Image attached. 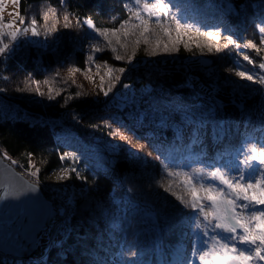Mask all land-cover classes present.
Listing matches in <instances>:
<instances>
[{
    "label": "trees",
    "instance_id": "16d2710c",
    "mask_svg": "<svg viewBox=\"0 0 264 264\" xmlns=\"http://www.w3.org/2000/svg\"><path fill=\"white\" fill-rule=\"evenodd\" d=\"M18 1L44 45L0 56V156L70 200L43 259L0 264H217L253 250L264 264L259 240L203 219L221 190L255 198L242 210L264 220V192L235 182L242 157L240 180L264 175L252 157L264 147V0ZM185 58L207 65L149 64Z\"/></svg>",
    "mask_w": 264,
    "mask_h": 264
},
{
    "label": "rangeland",
    "instance_id": "374dc122",
    "mask_svg": "<svg viewBox=\"0 0 264 264\" xmlns=\"http://www.w3.org/2000/svg\"><path fill=\"white\" fill-rule=\"evenodd\" d=\"M18 8H19V1L18 0H0V56L6 55L10 50H12L14 48V45L18 44L20 41H23V40H25L26 42L33 43L35 45H39V46L44 45L43 40H41V38L37 34L35 28L28 27V26L25 27L21 24V22L19 21V14H18L19 9ZM149 64L154 65V66H160L164 69H181L183 71H186L187 69L201 68L204 65H207V61L205 59H201V58L200 59L199 58H190V59L185 58V60L179 61V62L171 61V60L170 61L164 60V62L158 61V62H152V64L151 63H149ZM215 93H216V91H211L210 95H213ZM117 94H118V92H117ZM73 115L74 114L67 113L66 117L71 118ZM257 149L258 150H256V157H254V156H252V157H253L254 162H255V160H257V162H255V163H257L258 165H261L259 163H262L261 161L264 160V150H263L264 147H258ZM260 149H262V150H260ZM237 161L241 162V164H242V166L240 165V167H239V176H238L237 180L235 181L237 183V185L241 188L248 187L247 191L249 193H252V191H255L256 187L259 186L258 189H260L261 192L263 193L264 192V175L262 173V167L260 166L261 167V169H260V167L257 166L254 169L253 173L250 175V178H246L245 180L242 181V180H240V177H241L240 172H242L241 168L246 166L245 165L246 158L242 157L241 159H239ZM32 162L33 161H31V165H32ZM223 172H225V171H223ZM64 173H65V170H63V169L59 170V171H54L49 175V179L51 182L52 181L53 182L58 181L59 179L63 178ZM24 177H26V176L24 175ZM223 177H225V175H223ZM26 178L29 181L31 180L30 182H32L34 184H36L35 182H37L34 170L29 171ZM218 179H219V181H221L220 183H223L222 182L223 179H222L221 175H219ZM36 185H38V184H36ZM39 188H40V186H39ZM40 190H41V188H40ZM57 190L58 189L53 188L52 185L47 187V189L45 190L46 193H48V198H46V199L53 203L56 211H57V209L62 208V206L64 207V209H66V206L69 207L68 201L70 200V199H66L63 201L64 202L63 203L61 200V196H59V193H61V192H59ZM220 191L219 190L216 191L215 196H213L212 198L211 197L204 198V203L207 202V204H203L206 207L204 210V213H203V215H204L203 219H205L207 224H209V228H211L213 232H215L214 228L216 227V228L221 229L225 233L228 232V233H231L232 235L236 234L232 231V229H230L227 225H225V223L221 219L222 215L224 214L223 207H222L221 203H222L223 199H226L230 208L234 210L233 216L236 218V220L238 222H240L239 224H241V229L238 230L237 233L242 232L241 235H243L244 237H247V239H248L246 242L253 243L255 245V248L257 247L256 239H257V241L259 240L261 242L260 244H263L262 245V247H263L264 246V239L258 235L253 234L254 233V222H255V220L262 219L261 223H262V225H264L263 218L257 217V216H260L257 214V212H254V211H249V212L246 211L245 212L244 210H242L243 206L245 204L244 202H246V201L249 203L254 202L255 198H253L252 196H251V198H249L248 196H245V195H247L246 192L242 193L240 195V198H237L232 193H230L228 191L225 193H223L222 191L220 192ZM43 195H44V193H43ZM256 196H257V194H256ZM53 201L60 203L61 205L57 206V204H54ZM244 217H246V218H244ZM56 219H57V216L55 218H53L51 220V222L55 221ZM49 226H50V222H49ZM45 230H43L44 232L42 233V235L40 236V239L38 240L37 253L34 255V257H32L34 259H37V258H38V260L43 259L44 254H45L48 246L50 245L49 243H51L52 241L58 242L61 239H63L62 234H60L59 236L57 235L55 237L54 236L52 237L49 233H47L48 231H45ZM215 235L212 236L213 241L211 242V245L215 249V252L213 254H218L220 250H223L224 246H222L221 241L218 242L216 240ZM207 245L209 246V244H207ZM229 246L232 249L235 248V245L233 242H231V244H229L228 247ZM198 252H199V250H198ZM203 254H205V252H203V249H202L199 252L200 259L202 258ZM255 254H256V252L254 250L250 251L246 255H243V254H241V252L239 253V251H238V252H235L232 255H230L232 257L229 259V261H227L228 260L227 259V260L221 261L217 264H258V262L255 258V256H256ZM241 257L244 260L243 263L240 262ZM203 259H201V261H200L201 263H203Z\"/></svg>",
    "mask_w": 264,
    "mask_h": 264
},
{
    "label": "water",
    "instance_id": "95a60500",
    "mask_svg": "<svg viewBox=\"0 0 264 264\" xmlns=\"http://www.w3.org/2000/svg\"><path fill=\"white\" fill-rule=\"evenodd\" d=\"M0 156V254L30 260L38 250V235L57 216L52 202ZM221 219L235 233L241 224L226 199Z\"/></svg>",
    "mask_w": 264,
    "mask_h": 264
}]
</instances>
